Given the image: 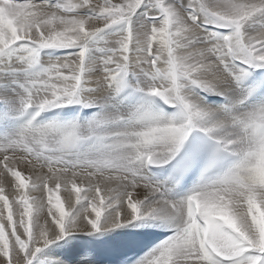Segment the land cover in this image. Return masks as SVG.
Here are the masks:
<instances>
[{"label":"snow or ice","instance_id":"1","mask_svg":"<svg viewBox=\"0 0 264 264\" xmlns=\"http://www.w3.org/2000/svg\"><path fill=\"white\" fill-rule=\"evenodd\" d=\"M143 3L144 0H0V57L9 56L13 46H19L26 53L18 57L19 64L31 67L41 49H80L73 56L51 63L38 79L24 85V109L34 108L38 115L66 104L88 106L95 103L96 97L82 95V89L94 90L97 81L111 88L131 71L152 82L150 95L178 104L184 116L180 123L157 120L143 130L122 134L116 143L125 151L111 162L69 165L63 159H44L39 146L45 142L46 131L27 130L10 144L0 145V173L11 174L23 190L27 184L17 167L23 165L35 172L39 163L42 174L36 175V186L48 193L46 205L42 197L30 202L27 195H21L18 203L23 211L17 223L12 203L0 187V264H32L43 248L72 231H100L105 214L96 206L97 197L100 205L116 209L105 227L120 226L122 218L136 219L141 214L157 212L177 221L175 235L146 264H264V108L241 117L215 118L213 110L182 95L179 83L184 79L206 92L225 95L223 85L229 78L239 82L247 75L243 70H230V61L264 67V33L246 37L242 31L251 17L264 13V0H215L209 4L189 0L192 11L186 15L166 0H154L160 13L159 26L142 27L134 33L131 17ZM79 9H89L92 14L84 18L73 15ZM197 11L214 23L232 28L233 33L215 39L203 33L198 27ZM120 23L128 25L126 34L105 46L98 76L86 77L90 67L85 63L89 40ZM0 65L6 69L17 66L8 61H0ZM197 120L207 121L203 131L210 135L232 125L243 129L237 139L226 131L216 140L218 150L232 152L237 163L213 184L186 200L172 202L165 198L162 184L134 165L136 161L156 166L168 163ZM69 178L77 203L82 189L76 180L89 182L85 200L94 191V218H89L87 208L79 216L65 211L58 193L61 183L67 186ZM50 181L54 188L49 187ZM108 184H115V188L110 190L114 194L105 205L101 185ZM113 201H118L116 207H112ZM69 207H73L70 198ZM49 216L53 219L49 220Z\"/></svg>","mask_w":264,"mask_h":264},{"label":"bare ground","instance_id":"2","mask_svg":"<svg viewBox=\"0 0 264 264\" xmlns=\"http://www.w3.org/2000/svg\"><path fill=\"white\" fill-rule=\"evenodd\" d=\"M54 1L55 0H53V2ZM116 1L119 2V0H114L113 2L116 3ZM142 8H143V6L141 5L140 8H138L135 12L136 16L134 18V24H133L134 29L138 28L139 24H137V23L140 21L139 15L141 14L140 9H142ZM178 11H180V10L178 9ZM198 13H200V12H198ZM181 14L186 15L185 13H181ZM87 16H89V15H87ZM87 16H79V17L84 18ZM199 17L201 18V20L198 23L199 24L198 27L203 33H206L209 36H212L213 39L223 38V36H224L223 33L217 34L216 32L211 31V30L207 31L204 27H215V28H220V29H224L225 27H222L221 25H216V24H214V25L209 24L212 22L209 21L207 18H205L203 15H199ZM254 17H256V18L258 17L260 20L262 19L264 21V13H259L255 16H253V18ZM206 22H208V23H206ZM249 27H253V26L252 25L248 26L247 32L249 31V35H251V33L253 35H258L260 33H264V27L263 26H261V27H263V30L258 28L257 31L254 28L250 29ZM136 32H138V31H136ZM120 36H122V35L121 34L114 35V37H120ZM107 37L113 38L112 35L107 36ZM108 38H105L104 41L113 40V39H108ZM115 39H118V38H115ZM212 42L213 41H208L209 44ZM92 43L93 42L89 41L88 45H92ZM66 49H73V48L42 49L41 54L47 53L50 55V53L55 54V52H60V51L66 50ZM13 54L15 55L16 59L13 58ZM22 54L26 55V53L23 52L21 47L13 46V48L10 50V55H12L11 58H9V56L0 57V61H8L10 63H14L17 65L16 67H13L10 69H6L2 65H0V99L3 101L4 104H6V111H5V113H0V117L4 118V119H10L12 117L16 118L23 110L21 100L23 99L25 92L20 91L16 87L15 83L17 81L15 82L14 81L15 79H13V78H16L19 80L22 79V80H24L25 84L28 81H30V77L32 78V80L39 78V77H37V76H39V72L37 71L36 66H34L37 62L35 64H33L31 67L19 64L18 57ZM39 56H40V54L39 55L37 54V57H39ZM42 58H44V57L42 56ZM52 58H54V57H52ZM62 58H66V57H62ZM45 59L46 58H44V60ZM57 59H61V58H57ZM93 62H95V61H93ZM93 62L91 61V63H93ZM38 64L42 65V63H39V62L37 63V65ZM249 66H251V65H249ZM252 68H263V67L252 66ZM98 69H99V73H100V68H98ZM229 69L234 70L236 72H240L241 70H243L234 61H230ZM41 70H42V68H41ZM97 74H98V72H97ZM86 75L88 76L90 74L86 73ZM95 76H96V74L92 77L95 78ZM136 76L139 79L138 81L140 82V84L136 83L138 81H135L136 84L132 83L134 85L133 87L136 88V89L134 88L133 90L137 91L139 89V90L144 91V92H149V91L142 90V87L147 86V88L150 89L152 86V82L147 77L143 76L142 74H140L138 72H137ZM127 79H131V78H125L124 77L123 81L120 84H122L124 82L123 86H125L126 83L128 82ZM124 80H126L127 82H125ZM132 80H131V82H132ZM240 82H241V80L239 82H236V81L231 80L229 78V80L223 85V87L226 91L225 95H217V94L209 93V92H206V91L199 88V92L206 93L209 96H212V97L222 96L223 98L226 97L227 104L230 105L229 110L224 109L223 106L220 104L211 103L208 99H206V97L201 96L199 92H196V88H195L196 86H194V85L193 86H191V85L186 86V85H183L182 83H180V90H181V94L184 95L187 99L191 100L194 103L200 104L201 107H206L208 109L213 110V112L215 114V118L226 116L229 119H231L232 117H241V116L247 115L249 113L258 112L260 109L264 108V101L246 103L244 105L239 104L240 100H243L246 97V89L244 87L240 86ZM161 83H163V82H161ZM23 88H24V86H23ZM121 90L122 89H119V91H121ZM119 91L116 90L113 93V95H111L110 94L111 89L108 88L103 83H100L99 81L97 82V89H94V91L93 90L89 91L86 88L82 89V95H88V96H95L96 97L95 103H92L88 106H85L84 104L83 105L87 108L97 107V110L95 112H93L91 115H88L89 120L87 122H81V123L73 122V124H68V122L63 123V124L49 122L46 125V129L36 130V132H39V131H46L47 132V135L45 137V141L47 142V143L45 142L46 144H48V142L51 143V141H54V140L58 141V139L61 140L63 143V145H61V143H60L61 146L59 148H56L51 144L52 148H54L52 150L53 154H51V155H48V153H44L46 151L47 147L45 150L43 149V147L41 148L42 150L41 149H39V150L42 153L46 154L47 158H50L57 153V155L53 158L58 157L57 159H63L66 163V160H68L69 158L66 156H63V154H60V152L67 153V152H64L62 149V148H66L69 145L68 142H66V140H65L66 138H70L71 136H79V135L88 137L90 135H95V134L99 135L100 134L101 136H103L104 140L110 144V146L106 150H100L101 152H91L90 150H84V152H81L79 154L84 155V156H88L89 158L88 157H86V158L89 159L90 162H111L116 155L123 153L125 151V149L123 147L118 146L116 143L118 138L120 136H122V134H124L126 132L143 130L144 128L150 126L151 124H153L157 120L162 121V122L172 121L175 123H180L184 120L182 110L178 104H175V103L170 102V101L167 102L168 104L171 103L170 105H172V106H177L176 111H175V117H167L164 115L155 114V113L150 112L146 108L145 104L142 102H139V101H136L132 106L121 104L120 99L117 98V93ZM161 98H163V97H161ZM237 100H239L238 103L236 102ZM73 104H80V103H73ZM66 105H72V104H66ZM66 105H64V106H66ZM48 109H50V108H48ZM138 111L148 115L147 122L142 123V124H136L134 121L133 122L127 121L123 124L121 121H119V118H121V117H129V119L132 118L134 116V114L137 113ZM102 123L104 126H102ZM207 126H208L207 121L197 120V121H194V126L192 129L203 130ZM27 130L35 131L34 129H26V130L10 129V132L8 133V135L6 137H0V145H2L3 143H6V142H13L17 138H19V136L22 133L26 132ZM226 131H229L231 133L232 139H237L241 135V133L243 132V129L239 125H232L230 127V129H228V130L216 129L211 135L210 134L209 135L217 139L221 136H224ZM109 136H111V138ZM45 143H44V145H45ZM53 144H55V143H53ZM51 145L49 144V147H51ZM67 150L70 151L69 148ZM80 150L81 149H79V151ZM72 151L75 152L76 150H72ZM67 154H75L76 155V153H72V152H68ZM79 154H77V155H79ZM44 156L42 155L43 158H44ZM74 162H76V160ZM78 162H79V160H78ZM20 166L23 169V166L22 165H20ZM37 166H38V163H37ZM134 166L140 167L141 170L145 172V174H147L151 177V179H153L154 181L163 185V188L165 190V198L167 200L172 201V202L186 200V196H184L181 191L174 190L169 185L168 182L160 180V179L156 178L155 176H152L151 174H149L147 169L144 168V164H140V163L135 162ZM19 167H17V168L19 169ZM19 171H21V170L19 169ZM0 177H2V176H0ZM11 178L10 177L6 178V179L0 178L1 179L0 180V187H3L4 193H5V191H8L9 186L13 183V178L12 179ZM68 180H70V179H68ZM216 181H214V182H216ZM14 183H15V180H14ZM68 183L69 182H67V184ZM49 185L52 188L55 187L54 182L50 181ZM71 185H72V183H69V186H71ZM207 185H211V184H203V185L199 186L198 189L193 187L191 189H188L187 192L193 194L194 191H199ZM63 187L66 188L65 186H63ZM69 188L73 189V187H69ZM114 188H115V184L101 185V191H102L101 194L104 196L105 201L106 200L108 201L109 196L114 194L110 191L111 189H114ZM61 190H64V189L61 188ZM37 191H38V188H37ZM33 193L37 194V192H34V191H33ZM6 194H7V192H6ZM73 195H74L73 191L69 189L67 196L64 198V202L68 203L69 198L72 200ZM97 200L99 201V197H97ZM117 205H118V201H113L112 207H116ZM115 210L116 209L105 208V206L101 209V211H103L102 214H105V215H107L108 212L111 213V212H114ZM141 216L147 220L146 223H148L150 221L149 218L156 217L157 219H159L158 221L160 222V227L157 229V231L166 230V229H173L174 227L177 228V226H178V223L174 218H170L169 216H167L161 212H157L154 215L141 214ZM108 218L109 217H105L103 222L108 224L110 222ZM141 221H142L141 219L139 221H137L136 226H138V223H140ZM123 223L125 224V229H127V230L121 229V227L123 226ZM133 225L134 224H133L132 218L129 217L126 220L122 218L120 226L114 228V231L117 233H119L121 231L122 232L134 231V227L129 228L130 226H133ZM107 228H111V227H105V225L101 226V230H105ZM139 229H143V228L138 227V230ZM90 230L91 229H89V231H87V232H91V234H94V235H88L89 237H91V241H92V244L94 246L93 254H89L88 252H86V250L84 249V246L80 243L79 237L77 235V234H86L87 235V232H85V231H72L67 236H64L60 241L55 242L54 244H52L48 248L43 249L41 252L37 253L36 256L34 257L32 263L33 264H135V263L125 262L124 259L122 258V256L119 254H116L113 256L109 255L106 252L107 249L105 248V242H107L105 235L103 233H101V230L100 231H92V230L90 231ZM155 230H156V228H155ZM145 234H148V232H145Z\"/></svg>","mask_w":264,"mask_h":264},{"label":"rangeland","instance_id":"3","mask_svg":"<svg viewBox=\"0 0 264 264\" xmlns=\"http://www.w3.org/2000/svg\"><path fill=\"white\" fill-rule=\"evenodd\" d=\"M167 1H168V3H171L174 7H176L177 9H179L181 13L187 14L189 11H192L191 9L188 8L189 0H166V2ZM18 2H24V0H18ZM36 2L37 3H42L43 0H36ZM73 2H76V0H73ZM93 2H95V0H93ZM199 2L209 4V3H215V0H199ZM53 3H55V1ZM116 3H118V1H116ZM142 6H143V8L140 9L141 10V14L139 15L140 21L137 23V24H139L138 25V28H135L134 29V25H133L134 24V18L136 16V13H134L133 16L131 17V27H132L134 33H136V31H139L142 27H148V26H151V25L159 26V24H160V15H159L160 13H159V9L155 7L154 0H144V3L142 4ZM91 14H92L91 13V10H89V9H79V10H77V12L73 13V15H76V16H87V15H91ZM195 14L196 15H203L204 16V14L202 12L198 13V11ZM257 14H259V13H257ZM205 18H207L209 21L212 22V23H209V24L220 25L218 23H214L211 20V18H209V17H205ZM200 20H201V18H200ZM199 21L197 23H199ZM206 23H208V22H206ZM251 25L253 27H249L250 29H253L254 28L257 31V29L259 28V29H262L263 30L264 21L262 19L260 20L258 17L257 18L256 17H254V18L251 17L244 24V26L242 28V31H243V33H244V35L246 37L254 36L252 33H251V35H249V31L247 32L248 26H251ZM261 26H263V27H261ZM204 28L207 31H210V29H208L209 27H204ZM127 29H128V25L126 23L116 24V25H113V26H111L109 28L104 29V31H102L101 33H99L96 37H93L92 39L89 40V41H91L93 43H92V45H87L88 51L86 53L85 63H86V67H89L90 66L89 67V70L86 72V73H88L90 75H88V76L86 75V77L93 78L92 76H94L95 74H96L95 77L98 76V74H99V69L98 68H100V66H99L100 65V60H101V57L104 55V50L103 49L105 48V46L107 44L115 41L116 40L115 38H119V37H114V35H119V34L124 35V34H126ZM223 30H229L228 33L226 34V36L231 35L233 33V31H234L232 28H226V27ZM216 33L217 34H220V32H216ZM111 35H112L113 38H108L107 37V36H111ZM223 35L225 36V34H223ZM105 38L113 39V40L104 41ZM79 51H80V49L77 48V50L75 52L68 53V54H63V55L59 54L60 52H55V54L50 53V55L47 54V53L46 54L45 53L40 54V56L37 57V63L38 62L39 63H42L43 66L41 64H38L37 65V63L34 65V66H36V69L39 72V76H37V77H40L42 75L44 69L47 68L51 63L65 59V58H62V57H66L67 58L69 56H73V55L77 54ZM42 56L44 58H46V59L44 60V58H42ZM11 57H12V55H9V58H11ZM52 57H54V58H52ZM13 58L16 59V57H15L14 54H13ZM57 58H61V59H57ZM91 61L92 62L95 61V62L91 63ZM41 68H42V70H41ZM97 72H98V74H97ZM135 74L137 75V73H133V72L130 71L125 76V78H131V79H127L128 82L126 80H124L125 82H127L126 84H130L132 87L134 86L133 84H136V83L137 84H140V82L138 81L139 79L137 78V76ZM13 79H15L14 80L15 82L17 81L15 83L16 84V87L20 91L25 92L24 91V88H23V86L25 85L24 80H22V79L19 80V79H16V78H13ZM30 80H32L31 77H30ZM131 80H132V82H131ZM135 81H138V82L135 83ZM123 83L122 84H120V83H113L112 87L110 88L111 89V93L110 94L113 95V93L116 91L117 88L118 89H121L122 86H123ZM179 83H182L183 85H186V86L187 85L193 86L189 81L184 80V79L180 80ZM134 88L135 87H133V89ZM196 88H198V87H196ZM95 89H97V87ZM142 90L149 91L150 89H148L147 86H144V87H142ZM196 92H199V91H196ZM199 93H200L201 96H203L201 92H199ZM220 97H222V96H220ZM224 98H226V97H224ZM241 101L239 103L240 105H241ZM169 104H171V103H169ZM226 110H229V109H226ZM102 126H104V125H102ZM79 136H81V135H79ZM81 137H86V136H81ZM54 141H51V143L48 142V144H46L47 142L45 141L46 142V143L44 142L45 145L44 144L43 145H40L39 146V149H41L43 147V149L45 150L46 147H47V149H46L47 152L45 151L44 153H48V155L53 154V151L52 150L54 148H52V145L54 147H56V148H59L61 145H63L62 141L59 140V139H58L59 142L57 140H54ZM10 143L11 142H6V143H3L2 145H6V144H10ZM53 143H55V144H53ZM60 143H61V145H60ZM49 144L50 145L52 144L51 147H49ZM68 144H69V142H68ZM68 148L70 149V151L67 150ZM71 148L72 147H70V144H69L66 148H62V149H63L64 152H67V153L68 152H72V153H76V155L75 154H67V153L60 152V154H63V156H66V157L69 158L68 160H66V164L69 163V165H80V164H84V163L90 162V160L86 158L88 156H84V155H80L79 154L81 152H84V150H80L78 152H76V151L74 152V151L71 150ZM91 152H94V151H91ZM44 153L41 152V154L43 156L45 155L44 158L46 159L47 158L46 157L47 155L44 154ZM77 154H79V155H77ZM56 155H57V153L55 155H53L52 157L47 158V159H49V160L50 159L51 160L52 159H57L58 157L53 158ZM75 160H76V162H74ZM78 160H79V162H78ZM36 168H37V170L34 172V171L30 170V169H26L24 166H23V169H22L21 166L19 167V169L22 171V177L25 179V182L27 184V188L26 189H23V190L19 189V187H18L19 180H17L16 178L12 177L11 174H5V173L2 174V173H0V176L3 177V178L0 177L1 179H6V178H9V177L10 178L11 177L13 178V183L9 186L8 191H5L4 195H6L8 197V199H9L10 203H12V207H13V219L17 223L19 222L20 215H21V213L23 211V206L18 203L19 197L21 195H27L30 198V202H31L32 198H36L37 200H39L42 197L43 200H44L45 205L47 204V196H48L47 191L46 190H43V189H41V188H39V187L36 186L39 183V182L36 181V175L37 174H42V173H39V170H38L39 169V163H38V166L36 165ZM19 169L17 168L18 171H19ZM69 179L70 180H68V182L69 183H72L71 182L72 181L71 178H69ZM14 180H15V183H14ZM34 182H35V184H34ZM69 183L67 184V186H65V184L62 182L61 183V187H60V191L58 193L60 195V197H61V202L64 204L65 211L68 212L69 214H71L72 211H73V213H74L75 216H79L87 208V212L90 214L89 215V218H94L95 213L92 212V201H91V195H94V191L89 195L88 199L85 200V192H86V190H88L90 188V184L87 181H81L79 178L76 180V185L82 189V191L80 193V202L77 203L76 202V193L73 191V189L69 188V187H73L72 185L69 186ZM93 183H96V182L93 181ZM63 186H65L66 188H64ZM49 187H51V186L49 185ZM67 187L70 190H72L73 193H74L73 198L71 200V203H72L73 207H71V208L69 207V202L68 203H65L64 202V198L67 196V193L69 192V189ZM37 188H38V191H37ZM61 188H63L64 190H61ZM33 191L34 192H37V194H34ZM6 192H7V194H6ZM106 204H107V200L105 201V205ZM96 206L98 208H100V210L104 207L103 205H100V203L97 200V198H96ZM0 207H3V202L2 201H0ZM53 210L55 211V209H53ZM101 212L103 213V211H101ZM112 213L113 212H111V213L108 212V214L105 215V217H110L112 215ZM44 214L47 215V208H45ZM6 215H7V213L5 212V217H6ZM57 215H59L58 212H57ZM48 219L49 220H52L53 218L51 216H49ZM140 219L142 221L140 223H138V226H136L137 221H139ZM25 220H27V217H25ZM132 220H133V224L134 225L133 226H130L129 228H133L134 227V231H128V232H122L121 231L122 233L121 232L117 233V232L114 231V228H116V227H111V228H107L105 230H101V233H103L105 235L107 242H113V243L117 244V243H119V241H121V239L119 238V235H121V234L125 235L127 233L136 232L138 230V227H140V225H147L148 227H150L151 225H154V228L151 229V230H155V228H156L155 231H157V229L160 227V222L158 221L159 219H157L156 217L149 218L150 221L148 223H146L147 220L144 219L141 215H140L139 218L132 219ZM41 223L43 224L44 221L41 220ZM102 225H106V223L102 221ZM121 229H125V224L124 223H123V226L121 227ZM20 230L23 231L22 228ZM125 230H127V229H125ZM139 230H141V229H139ZM148 230H149V228H148ZM87 235H94V234H91V232H87ZM128 235H131V234H128ZM61 239H59L57 241H60ZM57 241H55V242H57ZM54 243H52V244H54ZM52 244H50L49 246H51ZM49 246H47V247H45L43 249H46ZM113 247H115L116 248L115 250L117 251L118 248L116 246H113Z\"/></svg>","mask_w":264,"mask_h":264}]
</instances>
